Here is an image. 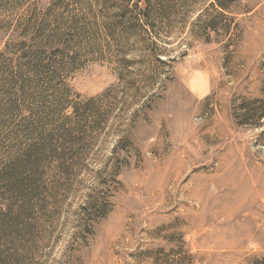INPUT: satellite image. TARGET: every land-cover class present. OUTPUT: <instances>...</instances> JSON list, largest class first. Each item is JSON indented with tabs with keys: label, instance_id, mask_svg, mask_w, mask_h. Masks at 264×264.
Returning <instances> with one entry per match:
<instances>
[{
	"label": "rangeland",
	"instance_id": "obj_1",
	"mask_svg": "<svg viewBox=\"0 0 264 264\" xmlns=\"http://www.w3.org/2000/svg\"><path fill=\"white\" fill-rule=\"evenodd\" d=\"M149 2L0 0V168L80 142L0 264H264V0Z\"/></svg>",
	"mask_w": 264,
	"mask_h": 264
},
{
	"label": "trees",
	"instance_id": "obj_2",
	"mask_svg": "<svg viewBox=\"0 0 264 264\" xmlns=\"http://www.w3.org/2000/svg\"><path fill=\"white\" fill-rule=\"evenodd\" d=\"M138 1L139 4L133 5L137 10L142 0ZM146 5V9L143 8L141 12V16L144 17L150 9L151 2L146 0ZM36 133L38 146L33 144L20 154L3 160L0 168V252H9L11 249L16 252L13 254L15 257L20 251V245L11 242L10 238H20L27 230L26 226H30L28 222L33 219L32 211L39 212L41 216L47 215L45 210L48 207L41 200L44 194L45 158L59 155L65 158L63 154L65 151L80 144L69 133L65 136L47 134L43 130Z\"/></svg>",
	"mask_w": 264,
	"mask_h": 264
},
{
	"label": "bare ground",
	"instance_id": "obj_3",
	"mask_svg": "<svg viewBox=\"0 0 264 264\" xmlns=\"http://www.w3.org/2000/svg\"><path fill=\"white\" fill-rule=\"evenodd\" d=\"M251 176H252V175H251ZM247 178H248V177H247ZM253 178H254V177H253ZM252 181H253V180H252ZM252 181H251V182H252ZM229 184H230V183H229ZM234 184H235V183H234ZM236 186H237V185H236ZM236 188H237V187H236ZM245 188H246V187H245ZM247 189L249 190V188H247ZM248 190H245V191L248 192ZM262 190H263V189H262ZM248 193H249V192H248ZM242 194H245V195H246L247 193H244V192H243Z\"/></svg>",
	"mask_w": 264,
	"mask_h": 264
}]
</instances>
